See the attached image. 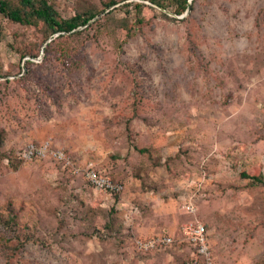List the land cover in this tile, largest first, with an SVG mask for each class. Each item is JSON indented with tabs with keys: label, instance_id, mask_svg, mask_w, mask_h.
Segmentation results:
<instances>
[{
	"label": "rangeland",
	"instance_id": "rangeland-1",
	"mask_svg": "<svg viewBox=\"0 0 264 264\" xmlns=\"http://www.w3.org/2000/svg\"><path fill=\"white\" fill-rule=\"evenodd\" d=\"M103 1L54 6L67 19ZM117 2L72 38L0 16V264H181L193 215L213 264H259L264 184L240 173L264 177V0H192L184 17ZM127 3L144 4L142 24L101 19ZM20 46L38 57L20 59ZM45 142L46 156L22 157ZM90 164L122 191L88 186L78 173ZM163 232L174 244L133 249Z\"/></svg>",
	"mask_w": 264,
	"mask_h": 264
},
{
	"label": "trees",
	"instance_id": "trees-1",
	"mask_svg": "<svg viewBox=\"0 0 264 264\" xmlns=\"http://www.w3.org/2000/svg\"><path fill=\"white\" fill-rule=\"evenodd\" d=\"M148 1L150 3L156 5L160 9L169 10L171 13H173L174 15H177V16L184 14L186 9H187V0H148ZM119 2H117V0L103 1V2H100V7H97L96 5L90 4L88 6H85L83 11L76 12L70 18L64 19V18L59 16L57 10L55 9L54 0H16L15 3H13L9 0H0V16L2 18H4L5 20L13 23V24H17V25H20L23 27H32V26H36V25L40 24L42 27V31L44 33V37H43L44 41L47 40V38L52 37L55 34H58V37H61V38L63 37V34H68L67 37L72 38L75 36L83 35L84 32L77 31L78 28L85 27V29H86V27L90 26L88 24L92 19H94L97 16H99L100 14H102L105 10H107L111 7H114ZM117 8H113L112 10H110L109 12L104 14V16L101 19H103V21H105V22L111 21L113 19H117L115 12L119 11V12L123 13V17L120 19V22H121L120 26H122V28H125L126 31L131 29V27H128L129 26L128 25L129 24L128 19H129L131 14L134 15L135 22L138 25L142 24L140 16H141V12L144 8V4H141V3H129L128 4L127 3V4H123L121 6H118ZM70 33H72V34H70ZM54 40H55V38H54ZM54 40H52L51 42H49L47 44V49L45 48L46 52H48V47H50V44ZM41 42H43V41H41ZM12 49L15 50L16 53H18L20 59H23L27 56L37 58L39 55L37 50L29 49V48H26L25 46H20L19 48H13L12 47ZM26 63L28 64L29 62H26ZM2 77H3V75L1 74V71H0V78H2ZM5 82L7 83L8 80H5ZM1 144H2V141L0 138V145ZM139 152L143 153V152H146V150L141 149V150H139ZM19 155H20V153H19ZM9 161L11 162L12 160L9 159ZM56 162L61 164L63 167H69V166H65L64 164H62L58 161H56ZM95 169L99 170L96 167H95ZM102 173L105 174L106 176H108L112 181L119 182L117 180L112 179L107 173H105V172H102ZM78 175H80V177L83 179V181L88 186L97 189L91 183L86 181V179L84 178V173H78ZM240 176L243 179L250 180L251 184L253 186L264 184V177L261 174L249 175L246 172H241ZM97 190H100V189H97ZM101 191H103V190H101ZM112 194H118V193H112ZM0 216L2 217V215H0ZM13 218H14L13 212H11V214L9 213V216L6 219V222H8V221L12 222L14 220ZM186 223H199V220L196 219V217H194V215H193L192 219L187 221ZM204 228H205V226H204ZM205 231H206L207 240L209 243L208 233H207L206 228H205ZM166 235L172 237V239H173V242L170 245L174 244L175 238L173 236H171L170 234H168L167 232H163L162 234L155 235V236H166ZM181 237H182V234L180 235L179 238H181ZM135 239H137V237L131 238V240H130L132 242V247H134V240ZM179 242H180V239H179ZM180 243L186 244V246L189 249L188 250V258L189 259L183 261L181 264H186L192 260H201V256L196 254L192 245H190L188 242H185V241H181ZM168 246H163V247H160L159 249L166 248ZM133 249L135 250V247ZM156 250H158V249L147 251V252H139L138 251L136 253L144 255V254L156 251ZM259 264H264V260L260 261Z\"/></svg>",
	"mask_w": 264,
	"mask_h": 264
},
{
	"label": "built area",
	"instance_id": "built-area-1",
	"mask_svg": "<svg viewBox=\"0 0 264 264\" xmlns=\"http://www.w3.org/2000/svg\"><path fill=\"white\" fill-rule=\"evenodd\" d=\"M47 151L53 150H50L49 145L46 142L41 145L30 144L23 150L22 157L26 159L36 157L42 158L47 155ZM51 157L65 166L71 165L70 159L60 150L51 152ZM82 173H84L86 181L91 183L97 189L109 193H120L123 189L122 183L112 181L108 176L95 169L91 164L88 165ZM184 207L188 214L195 212L194 204L189 201L185 202ZM181 234L183 238L182 241L188 242L192 245L196 254L201 256V260H192L186 264H213L207 234L201 223H185L182 227ZM172 242V237L167 235L154 236L146 239L137 238L134 240V247L139 252H147L159 249L163 246H168Z\"/></svg>",
	"mask_w": 264,
	"mask_h": 264
},
{
	"label": "water",
	"instance_id": "water-1",
	"mask_svg": "<svg viewBox=\"0 0 264 264\" xmlns=\"http://www.w3.org/2000/svg\"><path fill=\"white\" fill-rule=\"evenodd\" d=\"M191 1H192V0H187V9H186V11H185V13L183 14L182 17L188 15V13H189V11H190V8H191Z\"/></svg>",
	"mask_w": 264,
	"mask_h": 264
}]
</instances>
